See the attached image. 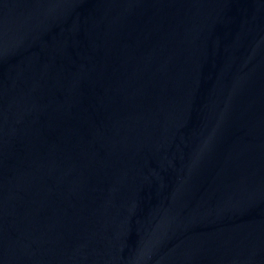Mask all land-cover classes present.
I'll return each instance as SVG.
<instances>
[{
	"label": "water",
	"instance_id": "95a60500",
	"mask_svg": "<svg viewBox=\"0 0 264 264\" xmlns=\"http://www.w3.org/2000/svg\"><path fill=\"white\" fill-rule=\"evenodd\" d=\"M0 264H264V0H0Z\"/></svg>",
	"mask_w": 264,
	"mask_h": 264
}]
</instances>
